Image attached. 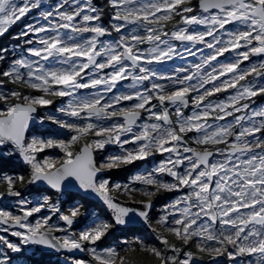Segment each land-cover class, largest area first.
<instances>
[{
    "label": "snow or ice",
    "instance_id": "snow-or-ice-1",
    "mask_svg": "<svg viewBox=\"0 0 264 264\" xmlns=\"http://www.w3.org/2000/svg\"><path fill=\"white\" fill-rule=\"evenodd\" d=\"M47 3L0 0V37L37 10L0 70V158L27 166V174H0V202L17 206L0 207V232L18 239L0 235V264L28 246L90 257L72 264H135L129 253H145L148 264H264V104L255 101L264 96V0ZM8 53L0 48V62ZM198 55L194 72L157 67ZM57 99L55 112L39 117ZM45 122L62 131L33 135ZM156 156L126 182L113 178ZM30 186L41 196L35 203L24 196ZM69 189L95 196L109 217L77 231L84 206L64 211L59 202ZM161 193L180 195L153 227ZM138 222L162 247L139 239L123 241V254L102 247Z\"/></svg>",
    "mask_w": 264,
    "mask_h": 264
},
{
    "label": "rangeland",
    "instance_id": "rangeland-1",
    "mask_svg": "<svg viewBox=\"0 0 264 264\" xmlns=\"http://www.w3.org/2000/svg\"><path fill=\"white\" fill-rule=\"evenodd\" d=\"M92 1V0H91ZM59 2H61V0H58L56 3H54V2H51V0H48V3L46 4V5H44L43 7L45 8V9H49L50 7H52V6H54L55 4H57V3H59ZM86 2V0H80V3H85ZM36 12H37V10H35V12H34V14H32V16L30 17V21L32 22L35 18H36ZM19 23H20V21H18ZM42 23H43V21H41ZM28 23V22H27ZM30 23V22H29ZM22 28H23V26H22ZM22 30V29H21ZM226 55H228L229 57L231 56V54H226ZM200 59H201V57L198 55V56H196V57H191V56H189V57H187V59L186 60H180L179 61V59H176L175 60V63L173 64V61H170V62H168V64L167 65H165V66H157L160 70H162V71H166V72H172V70L176 67V66H182V67H185V68H187V69H189V71H191V72H194L195 71V68L194 67H192V65H194L195 63H199L200 62ZM224 58H222L221 60H223ZM258 60H259V58H257V57H253L252 58V61H256V62H258ZM249 62H245V64H248ZM171 64H172V66H171ZM245 65H242L241 67H244ZM251 79V78H250ZM127 83H129L128 81H125L124 82V84H127ZM118 87H119V85H118ZM225 95L223 96V97H220V99H223L224 97H226L227 95H228V93H224ZM213 100H214V98H212ZM60 104H61V102L57 105V107H59L60 106ZM259 104H264V100H262ZM56 107V108H57ZM253 107H255V106H253ZM56 108H52V107H50L49 109H40V111H38L39 112V117H43L44 116V114H45V112H49V111H51V112H55V109ZM188 111V115H190L191 114V109H189V110H187ZM56 115H58L59 116V113H56ZM237 115H239V114H237ZM232 118L231 117H229L228 118V120H231ZM219 123H225V122H219ZM57 131H62V130H59L58 128H57V126L56 125H53V124H51L50 122H45V124L44 125H40L39 123H36V124H34L33 126H32V134L33 135H38V134H40L41 132L43 133V134H45V135H47V134H49V133H56ZM189 135H192V134H189ZM193 147H198V146H196V145H192ZM222 147V146H221ZM114 148V147H113ZM114 150H117V149H115L114 148ZM50 152H51V154H53V155H59V153L58 152H56V150H50ZM162 159V157H160V158H157V157H155L154 158V160L153 159H150L149 161H138V162H141L142 163V166L140 167V168H138V169H136L133 173H132V175L133 174H135L136 172H138V171H144L145 169H147V168H150V167H152L153 166V164L155 163V162H158L159 160H161ZM15 160H17L18 161V163H19V159L18 158H15ZM19 165L21 166L20 167V169L17 171V172H15V173H13V174H9V175H17V174H27V166H24V165H21L20 163H19ZM165 179H170V178H168V177H164ZM117 182H126L125 180H122V181H118V180H116ZM45 194H48V193H45ZM167 194V199H165V200H163L162 202H160V204H158L155 208H154V211H157V213H158V215L156 216V219H155V221L159 218V216L162 214V210H163V208L167 205V204H169V203H171L172 202V200H174L178 195H180V193H166ZM50 195V194H49ZM73 195V196H72ZM71 196H63V197H61L60 198V200H59V202H60V204H61V207H62V210H64V211H67V209L68 208H70L72 205H74V204H82L84 207H88V209H90V210H92V214H91V221L90 222H88V224H86V225H82V226H80V227H76V225H77V223H78V221H77V223H76V225H74V228L77 230V231H79V230H81V229H83L84 227H86V226H88V225H90L91 224V222L93 221V220H95V219H97L98 217L99 218H101V219H107L108 217H109V214L108 213H106L102 208H100L99 206H97L96 204V207L95 206H88V203L89 202H91V201H89V200H87V199H85V198H83V197H80L79 195H77V194H72ZM24 196H26L30 201H32L33 203H35L36 201H38V200H40L41 199V196H40V194L38 193V192H35V193H31V194H29V195H24ZM15 199L16 198H7L5 201H3V202H0V207H8L10 210H13V211H15V208L17 207L15 204H14V201H15ZM52 199L55 201V200H57V196L54 194V195H52ZM152 199H154V197L152 198ZM154 201V200H153ZM92 203V202H91ZM31 206V205H30ZM44 214H48L47 212H45ZM39 215V214H38ZM30 219V221H32V222H34V219H35V217H33V218H29ZM155 221H154V225L155 226H153V227H158V226H156V224H155ZM60 223H62V222H60ZM0 227H3V226H0ZM138 229V228H137ZM0 235H4V236H6L9 240H11V241H13V242H18V239H13V238H11L10 236H9V233H4V232H0ZM136 239H139L140 241H142L143 243H145V244H147V245H149V246H156V245H158L159 244V241H158V239H157V235H155V234H153V233H149V232H144V230H143V232L142 231H137V230H135V228L131 231V232H128V235H127V240L128 241H133V240H136ZM107 247H111V248H115L116 250H117V248L116 247H114V246H112L111 244L110 245H107L105 248H107ZM23 252H25V253H27V256H23V257H21V258H19V257H16L15 259H13V261H11V263L12 264H18V263H20V264H29L31 261L33 262V264L35 263L34 262V259H37L38 260V262H41L42 260H40V258H39V253L38 252H36V250L34 249V247L33 246H28V247H25L24 249H23ZM40 252V251H39ZM22 253V252H21ZM87 257H89L88 255H87V253H82L78 258H76V259H84V260H88V259H90V257L89 258H87ZM222 258V257H221ZM224 259H227L226 257H223ZM220 259V258H219ZM55 261H57L56 260V258H55ZM15 262V263H14ZM46 262V261H45ZM58 263V262H57ZM59 264V263H58ZM225 264H230V262L228 261H226L225 262Z\"/></svg>",
    "mask_w": 264,
    "mask_h": 264
},
{
    "label": "trees",
    "instance_id": "trees-1",
    "mask_svg": "<svg viewBox=\"0 0 264 264\" xmlns=\"http://www.w3.org/2000/svg\"><path fill=\"white\" fill-rule=\"evenodd\" d=\"M57 1L58 0H51V2H54V3H56ZM104 2H105V0H92L91 1V3H93L94 5H97V6H102ZM34 12H35V10H33V12L29 13L25 18H23L20 21V23L17 22V24L13 25L9 29V31L7 33H5L4 36L0 37V48H8L9 49V53L7 54L8 55L7 60L0 62V70L6 69L8 67L9 62L15 58L11 54L12 49L16 45L22 44V42L20 40L13 39V37L21 31L22 26L25 23L31 22L30 17L32 16V14H34ZM105 23H107V17H105ZM24 47H27V46H24ZM19 54L20 53L17 52V55H19ZM6 87L12 88L13 86L7 85ZM224 95H225L224 93H221V94H218V97L220 98V97H223ZM213 98H214V100L217 99V97H213ZM262 100H264V96L255 98L256 104H259ZM60 102L61 101L57 99V100H55V103L53 105H51L50 107L56 108ZM253 106H256V105L254 104ZM38 111H40V109ZM186 114H188V111H186ZM141 166H142L141 162H136L135 164L128 166L126 169H123V170H120V171L114 173L113 178L115 180H118V181H122V180L126 181V178L131 176L132 173L136 169L140 168ZM20 167L21 166L19 165L18 161L15 160L14 158H7V157L0 158V174H4V173L13 174V173L17 172L20 169ZM35 192H37L35 190V186H30L29 188L24 189V195H29V194L35 193ZM47 193L50 195H54L51 193L50 190ZM167 198L168 197H167L166 193H161L157 197H154L153 200L157 206L158 204H160V202H162L163 200H165ZM88 206H90V207L95 206L96 207L95 203H93V202L92 203L89 202ZM82 211L85 213V215H82L81 217L78 218V220H77L78 223H77L76 227L86 225V224H88V222L91 221L92 210L88 209V207H83ZM157 215H158V213H157V211H154V209L150 213V217L152 218V225L153 226H155L154 221H155ZM133 229L134 228H118L117 230H115L113 232L111 237H109L106 242H102V247H106L107 245L111 244L112 246L117 248L118 252H121V254H123V250L126 247V245L123 243V241L127 240L128 232H131ZM135 230L143 232V230H141V229L135 228ZM156 246L162 247V245H160V244H158ZM9 255L11 257V261H13V259H15L16 257L21 258L23 256H27V253L22 251V253H9ZM128 255H130L134 258L135 264H148V261L151 259L150 257H147V255L145 253H129ZM39 258H40V260H42L41 262H39V264H58L57 261H55L56 257L51 253H46L43 256L40 254ZM87 258H89V257H87ZM220 260L223 262V264H225L226 261L228 262V260L224 259L223 257L220 258ZM206 261H207V257H205L204 260L197 259L195 261V264H206ZM34 262H35L34 264H37L38 260L34 259ZM18 264H20V263H18ZM29 264H33V262L31 261Z\"/></svg>",
    "mask_w": 264,
    "mask_h": 264
},
{
    "label": "water",
    "instance_id": "water-1",
    "mask_svg": "<svg viewBox=\"0 0 264 264\" xmlns=\"http://www.w3.org/2000/svg\"><path fill=\"white\" fill-rule=\"evenodd\" d=\"M33 126V125H32ZM152 159V158H150ZM20 164H22V162L19 160ZM25 166V165H24ZM40 188H43L44 186H39ZM68 191H70L72 194H77L79 195L80 197H83L93 203H95L96 205H98L100 208H102L106 213L107 210L105 209V207L102 205V203L95 197V196H91V195H85L84 193L78 191L77 189H69ZM153 208L150 210V213L151 211L156 207V204L154 203L153 201ZM149 213V214H150ZM109 214V213H108ZM110 215V214H109ZM119 228H138V229H141V230H144L146 232H149V233H153L155 235H157L158 233H154L151 231V229L149 228V226L147 224H144L143 222H138V223H134V224H128V225H125L123 227H119ZM42 252H47V253H55V252H50L48 250H44V249H40ZM57 254V253H55ZM82 253L80 252H75V253H64V254H57L59 257H60V263L62 264H72V261H71V257H79ZM67 257V258H66Z\"/></svg>",
    "mask_w": 264,
    "mask_h": 264
},
{
    "label": "flooded vegetation",
    "instance_id": "flooded-vegetation-1",
    "mask_svg": "<svg viewBox=\"0 0 264 264\" xmlns=\"http://www.w3.org/2000/svg\"><path fill=\"white\" fill-rule=\"evenodd\" d=\"M189 110V109H188ZM187 111V110H186ZM189 144H191V141H189ZM157 158H160V156H156ZM9 236L11 237V238H15V239H17L16 237H12L10 234H9ZM34 247V249L36 250V252H38L39 253V255H40V249L39 250H37V248L35 247V246H33ZM40 251V252H39ZM55 257H56V260H57V262L59 263V259H60V257L58 256V255H56V254H53Z\"/></svg>",
    "mask_w": 264,
    "mask_h": 264
}]
</instances>
